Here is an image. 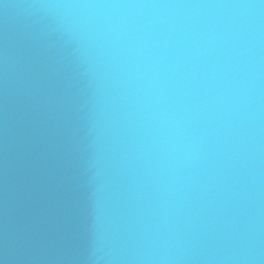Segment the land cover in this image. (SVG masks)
<instances>
[{
  "label": "water",
  "instance_id": "1",
  "mask_svg": "<svg viewBox=\"0 0 264 264\" xmlns=\"http://www.w3.org/2000/svg\"><path fill=\"white\" fill-rule=\"evenodd\" d=\"M0 264H264V0H0Z\"/></svg>",
  "mask_w": 264,
  "mask_h": 264
}]
</instances>
